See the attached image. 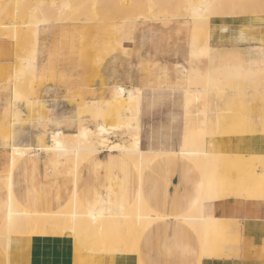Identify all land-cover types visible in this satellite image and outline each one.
Here are the masks:
<instances>
[{
  "label": "crops",
  "instance_id": "obj_1",
  "mask_svg": "<svg viewBox=\"0 0 264 264\" xmlns=\"http://www.w3.org/2000/svg\"><path fill=\"white\" fill-rule=\"evenodd\" d=\"M152 22L155 21L131 23L118 21L106 27H102L101 24L84 26L49 22L40 26L36 45L37 57L34 62L36 71L29 90L32 91L33 97L28 95L26 99L12 104H10L11 91L5 87L13 84L15 69L22 51L18 44L0 31V125L9 121V130L18 144L44 146L48 143L52 132L58 130L65 132L60 127L65 114L47 115L52 106L58 109L70 101L72 106L70 105L68 109L76 115L79 123L77 102L95 98L109 99L113 95L114 86L135 87L142 95L141 89L158 88L161 84L169 86L183 80V64L189 61L187 54L189 47L173 48L172 42L163 34L170 27L167 21L163 23L161 33L153 29L147 31L148 27H155ZM138 24L142 27L135 31L134 28ZM125 26L128 27L127 36L133 39V42L129 43L132 46H125L124 33L114 37L117 46L109 49L101 58L82 57L80 54L82 43L88 44L97 39L86 36L90 30L118 31ZM208 43L213 47L212 50L227 53L228 59L219 64L217 59L221 56L220 53L218 57L214 55L209 61L211 85L207 92V135L213 137L215 132H219L225 126L230 132L229 137L264 134V98L255 97L259 90L264 92V52L260 49L256 54L247 49L252 46H264V14L211 18ZM125 49H130L132 55L126 56ZM225 64L227 69L220 71V66ZM221 74L226 76L221 78ZM251 85L256 86L257 91L246 93ZM227 87H232V91L226 92ZM185 88H183V97L176 103L175 109H180L177 106L184 100ZM212 95L216 98H222L223 95L232 97L224 99L225 109H212V106L215 108L218 105L211 99ZM141 103L138 124H141ZM26 104L31 113H37L36 117L29 121L33 131L28 126L21 127L19 124L21 122L18 123L19 111L23 115ZM180 110L183 115V135L188 115L183 109ZM40 112H45L46 115H41ZM225 114H229L233 119L228 125L222 123V116ZM140 124L139 146L141 147V141L144 140H141ZM182 135L178 149L149 147L144 150L179 151L183 145ZM250 142V140L246 141V147L241 148L239 152L251 150L247 146ZM107 153L105 150L96 152L84 160L74 174L63 175L59 173V169L57 171L46 166L41 151H34L30 154L31 160L19 162L13 168L11 180L14 196L21 205L30 210L50 212L68 202L74 190L73 179L77 180L75 188L77 195L86 206L99 203L98 197H107L110 192L117 202L121 198L122 201L125 200V194H127V202H132L141 186V194L150 208L164 216L152 222L140 236L138 247L141 261L144 264L164 262L196 264L197 257L200 256L198 232L174 216L183 214L188 201L194 196L197 169L185 163L181 155L163 154L155 158L149 168L143 170L142 184L139 185L137 169L134 165L124 157L112 162ZM260 159L264 160L260 156L219 155L218 162L242 164L244 169L241 170V174L244 175L238 177L235 184L227 183L218 172H214L212 176L206 175L210 187L209 193L213 200L205 206L204 214L216 219L209 224V234L204 239L208 253L200 257L199 264H264V202L259 200L263 196L261 187H264V166L262 165L261 171H258L256 166V162ZM1 160L0 158V165ZM2 185L3 188L0 185V225L4 219L7 200L4 182ZM221 231L229 233L231 238L229 237L227 243H217ZM179 239L184 240L180 247L175 246ZM0 253L4 257V264H8L2 246ZM59 254V258L63 256Z\"/></svg>",
  "mask_w": 264,
  "mask_h": 264
},
{
  "label": "bare ground",
  "instance_id": "obj_2",
  "mask_svg": "<svg viewBox=\"0 0 264 264\" xmlns=\"http://www.w3.org/2000/svg\"><path fill=\"white\" fill-rule=\"evenodd\" d=\"M227 1L231 0H0L1 14L6 9H9L13 14V21L10 23L0 21V27L5 30L0 31L5 32L4 35L9 36L22 51V56H20L15 69L13 84L5 87V89H10L12 94L10 104L26 99L28 95L31 96L32 91L29 90H31V84L34 81L32 78L36 71L34 62L37 57L38 31L40 26L49 22L81 21V25L86 26L87 22L116 18L119 19L116 21L131 23L140 20V22H150L161 18L170 20V18L185 17L191 23L187 51L189 62L204 60L205 62H202L206 63L204 72L202 74L199 72L198 79H200L201 85L187 86L184 89V100L177 106L188 115L182 135L183 145L179 151L157 152L152 149L144 150L139 146L140 123L138 124V121L142 95L138 88L119 85L114 86L113 95L109 99L95 98L77 102L79 123L75 132L54 131L44 146L18 144L9 129L5 137L2 136L3 139L0 137V147L4 151L1 154H6L3 164L0 166V178L5 183L7 191L0 242H2L7 255L8 264H144L139 257L140 236L152 222L164 218V216L150 208L141 194V186L132 202H127V194H125V200L122 201L123 198H121L117 202L110 192L107 197L99 196L97 200L99 203L86 206L77 195L75 189L77 180L73 179L74 190L70 199H67L68 202L50 212L27 209L14 196L11 180L12 170L19 162L26 159L31 160L32 155L30 154L34 151H41L44 154L45 163L52 164L56 170L59 169V173L64 175L65 173L74 174L82 161L102 150L108 152L107 156L112 162L123 157L133 161L134 167L137 169L139 185L142 184L143 170L149 168L153 160L163 154L181 155L185 163L195 169L198 168V176L194 181V196L188 201L183 214L174 216V218L182 220L197 230L200 256L197 257L196 264L201 263L200 257L208 253L204 239L209 234V224L216 219L204 214L205 206L212 203L213 200L206 181V169L213 159L215 161L218 159L219 155L241 156L238 151L246 147V141L229 137V140L233 141L235 149H233V153H226L228 150L230 152L231 148L221 149L220 144L223 139L210 137L206 133L207 92L211 85L209 61L213 49L208 43L209 21L216 16H233L229 15L230 11L227 10L229 14H225L226 11H223L226 8L230 9L229 6L222 9L223 13L219 10L220 6ZM238 1L242 5L251 6L250 8L254 11L251 10L252 13L249 11L251 14H264V0ZM123 4L128 7L141 6L143 10L121 12L120 10L123 8L114 14L113 10ZM243 9H245L244 6ZM245 11L236 15H247L248 13ZM8 13L5 16H9L10 13ZM24 13L28 14V19L26 21L18 20ZM235 13L237 12L234 11V16H236ZM74 24L80 25V23ZM27 39V48H23L20 42ZM247 49L256 54L260 52L259 46ZM227 59L228 54L222 53L217 62L220 64ZM188 70V72H192L193 69L188 68ZM193 73L196 72L193 70ZM191 75L188 74V77L192 78ZM113 103L124 111L126 119L123 123L106 126L102 121H97L94 126H84L81 121V113H84L86 109H96V117L99 114V117L102 118L103 108ZM1 126L9 127V121H5ZM119 127H124L126 130L127 140L123 141L120 137L115 139L116 134H119ZM248 137H251L249 139L251 142L247 146L253 152L259 146H264V134L255 133ZM244 156L261 157L255 152ZM260 161L263 160L260 159ZM124 229L127 233L133 231L134 236L131 238L133 240L129 239L132 233L129 234V238L126 236L132 241L127 240L130 244L125 241V232L122 233ZM124 237L125 239H123ZM115 239L119 241L116 242ZM121 240H124L126 244L124 245L122 242L121 244ZM183 241L179 239L175 246L180 247ZM58 253L63 256L59 258ZM21 254L25 256L17 257Z\"/></svg>",
  "mask_w": 264,
  "mask_h": 264
},
{
  "label": "rangeland",
  "instance_id": "obj_3",
  "mask_svg": "<svg viewBox=\"0 0 264 264\" xmlns=\"http://www.w3.org/2000/svg\"><path fill=\"white\" fill-rule=\"evenodd\" d=\"M237 1V3H235ZM232 2V4H231ZM238 0H231V1H227L225 3H223L222 6H220L219 10L221 13H223V11L225 12V14L227 13L229 15H233L234 16V11L237 12L235 13H242V11L247 10L245 12H247V15H250L252 12H254L250 7L251 6H247V5H242L240 2L238 3ZM230 3V4H228ZM235 4V5H234ZM237 4V5H236ZM126 5V4H125ZM123 4V6L121 5V7L118 6L116 7V9L113 10V13L115 14L116 12H126V11H130V12H134L135 11H142L143 7H138V6H130L128 7L127 5L125 6ZM232 5V6H230ZM242 5V6H239ZM226 8V7H228ZM243 6L245 9H243ZM239 7V9H238ZM124 8V9H123ZM128 8V9H127ZM137 8V9H136ZM226 8L225 10L222 11V9ZM247 8V9H246ZM250 8V9H248ZM118 9V10H117ZM119 9H123L120 10ZM127 9V10H126ZM243 9V10H242ZM255 9V8H254ZM6 9L5 11L2 12L1 14V9H0V21H6L7 24L10 23L11 21H13V14L10 13V10ZM239 10V11H236ZM252 10V12H251ZM251 13H250V12ZM255 11L257 12V10L255 9ZM259 11V10H258ZM7 12H9L11 14L6 15ZM12 12V11H11ZM260 12V11H259ZM263 12V11H262ZM116 13V14H117ZM111 14V13H110ZM4 17V18H3ZM12 17V18H11ZM28 14L24 13L23 15H21L18 20L20 19V21H26L28 18ZM2 18V19H1ZM116 20H119L118 18L116 19H112V20H98L95 22H87L86 24H89V26H93L95 23H100L101 21V25H103L104 27H106L107 25L110 26L112 25V21L113 23L118 22ZM109 23V24H105V22ZM141 21V20H140ZM165 21H168L169 23V29H166V32H163V34L167 37V39L172 42L173 48H178L179 46H186V48L189 46V38H190V27H191V23L189 21V19L187 18H170V20H167V18H161L157 21H155L154 23L152 22V25L155 24V27H148L146 30L149 31L151 29L155 30L156 32H160L161 27L163 26V23ZM4 22V23H6ZM111 22V23H110ZM52 23H58V24H66V23H80V22H52ZM115 25V24H114ZM141 24H138L136 26L135 31H137L138 28H141ZM127 26H125L124 28H121L118 31H114L111 29L106 30L105 32H96L95 30H90L88 32V34H86V36H88L89 38L92 37H97V39L95 41H92L88 44H82L81 46V51L80 54L82 55L83 58H101L103 55H106V52L111 49V48H115L117 46V42L114 41V37L118 36V35H123L125 33V46H132L133 39L130 36H127L129 34H127L128 30H127ZM131 29V28H130ZM133 29V28H132ZM0 30L5 31L4 28L0 27ZM109 32V33H108ZM111 33H113L111 35ZM161 33V32H160ZM3 34H6L5 32ZM164 37H162L161 40H163ZM23 48H27L28 45V39L20 42ZM92 43V44H91ZM14 45V43H13ZM261 51L264 52V46L259 45ZM220 53L222 52H218V51H211V55L210 58H213L214 55H216L217 57L220 55ZM237 53V52H234ZM241 52H239L240 54ZM126 56H131L132 55V51L130 49H125V53ZM180 54V53H179ZM183 55H186L185 53H183ZM242 55V53H241ZM244 56V55H243ZM202 58V57H200ZM203 62H205L204 60H202ZM201 60H195V61H187L185 62L184 65V79L183 80H179L177 83L171 84L169 86H165V84H161L158 86V88H150V89H141L142 92V103H141V117H140V122H141V129H140V136H141V140L143 139L144 141H141V147L143 149L152 147L154 149H178L179 148V144H180V140H181V135H182V123H183V115L181 113L180 109H175V105L177 102L181 101L182 97H183V88L190 86V87H195V86H200V82L198 79L199 75L202 74L204 71V69L206 68V63H203ZM190 63V64H189ZM193 70L192 72H188V68L191 70V68ZM205 64V65H204ZM178 67H180L181 65L178 63L177 64ZM192 65V66H191ZM227 64H225L224 66H220L221 70L220 71H224L227 69ZM196 67V68H195ZM183 68V67H182ZM200 72V74H199ZM187 74H192L191 77L186 80L187 78ZM198 75V77H197ZM194 76V77H193ZM225 74H221V78L225 77ZM191 80V81H190ZM194 83V84H193ZM199 83V85H198ZM196 84V85H195ZM167 87V88H166ZM256 86L251 85V88L249 90H246V93H251V92H255L257 91ZM226 92H231L232 91V87H227L225 88ZM260 91V90H259ZM258 94L255 95V97H257V99L260 98H264V92L262 93L261 91ZM231 98L232 96H226L223 95L222 98H216L215 95L211 96V99L215 100L214 103H218L217 107H213L212 109H225V100L224 99H228ZM221 99L223 101H221ZM72 103L70 101H67L63 106H60V108H54L52 106V109L47 112L48 114H55V115H61V114H65V118L64 120L60 123V127L65 131V132H74L76 129V125L78 123V120L76 118V115L74 113H72L71 110L68 109V107L71 105ZM72 106V105H71ZM216 106V105H215ZM228 108V107H227ZM67 109V110H66ZM25 113L22 115L21 111H19V116H18V123L21 124V127L25 128L26 126H28L29 128H31V125L29 122L30 119L35 118L36 117V112L35 114L31 113L29 111V106L28 104H26V106L24 107ZM42 113L41 115L45 114V112H40ZM221 113V112H220ZM219 113V114H220ZM46 115V114H45ZM22 117V121H20ZM81 117H82V122L84 123V126H94L95 123L97 121H102L104 125L106 126H115L117 124H121L123 123V121L126 119L124 116V111L122 109L119 108L118 105H116L115 103L110 104V105H106V107L103 108V115L102 118L99 117V114H97L96 117V109L93 108H88L85 110L84 113H81ZM232 117L229 114H225L224 116H222V123L223 124H229L232 121ZM212 121V120H211ZM81 122V123H82ZM8 129L9 127H0V137L5 136L6 133H8ZM32 129V128H31ZM33 131V129H32ZM118 133L115 136V139L120 137L123 141L127 140L128 136L126 135L127 132L126 130H124V127H119L118 128ZM121 133V134H120ZM229 131L227 129V127H222L219 132H215L213 135V138H220L223 139V141L220 144L221 149H225L228 150L229 148H231L230 150L233 151V149H235L233 147V141H230L229 139ZM34 136V135H33ZM236 137L235 139L237 140H242V141H248L251 137H248V135L246 134H242V135H238V136H234ZM35 138V136H34ZM250 149V148H249ZM232 151L229 152V150L226 153H231ZM240 151V150H239ZM238 154L241 155H249V154H253L254 152L258 155L260 154L261 157L264 158V146L261 145L259 146L257 149L254 150V152L252 150H249L248 152H239ZM0 152H4L2 150H0ZM224 153V152H222ZM233 153V152H232ZM43 154V153H42ZM44 155V154H43ZM6 156V154H1L0 153V158L1 160V165L3 164V159ZM129 162H131L133 165V161H131L129 158H126ZM219 160L213 159L209 165L208 168L206 169V173L210 176L213 175L214 172H218L222 178H224L226 180L227 183H231V184H235V181L238 177H240L241 175L243 176L244 174H241V170L244 169L242 164H235L234 162H218ZM83 162V161H82ZM81 164V163H80ZM79 164V166H80ZM256 166H257V170L261 171V169L264 166V160L263 161H257L256 162ZM0 165V166H1ZM263 165V166H262ZM46 166H50L53 169L54 166L52 164L47 163ZM78 166V167H79ZM77 167V168H78ZM198 169V168H197ZM13 171V170H12ZM201 171V170H199ZM2 180L0 178V185L3 188L2 185ZM5 184V183H4ZM261 191L263 196L259 199L262 200L264 202V187H261ZM26 208V207H25ZM28 209V208H27ZM3 227V225L0 226V232H1V228ZM134 230V229H133ZM129 231V230H128ZM131 231V229H130ZM129 231V232H130ZM125 232V237L129 236V234H131L128 238L131 239L133 238V231H131L130 233H127L124 230H122V233ZM127 233V235H126ZM100 234V233H99ZM132 236V237H131ZM125 237L123 239H125ZM125 239L126 242L131 241L129 239ZM230 235L228 232H219L218 234V239L216 240L217 243H227L229 241ZM128 240V241H127ZM114 241V240H112ZM115 241H119L118 239H115ZM124 240H121L120 243L122 242L124 245L126 244ZM132 242V241H131ZM114 243V242H112ZM119 243V242H118ZM121 243V244H122ZM128 244H130L128 242ZM1 246L3 248L2 242H0V251H1ZM4 249V248H3ZM7 256V255H6ZM24 257V254L21 255H17V257ZM19 259V258H18ZM0 264H4V257L1 255L0 253Z\"/></svg>",
  "mask_w": 264,
  "mask_h": 264
}]
</instances>
